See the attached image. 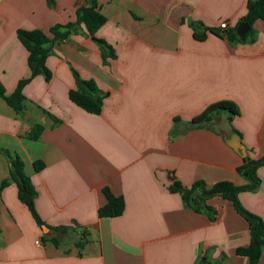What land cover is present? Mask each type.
I'll return each instance as SVG.
<instances>
[{"label": "crops", "instance_id": "obj_1", "mask_svg": "<svg viewBox=\"0 0 264 264\" xmlns=\"http://www.w3.org/2000/svg\"><path fill=\"white\" fill-rule=\"evenodd\" d=\"M247 1L97 0L106 21L95 37L115 58L103 61L100 47L76 30L51 47L50 80L39 75L23 88L21 114L0 99V186L9 179L7 151L23 162L44 223H35L12 181L0 187V264H248L235 254L249 244L248 224L229 201L208 199L210 220L168 190L171 182L248 185L236 170L243 156L225 135L237 134L249 159L264 157V19L243 42L208 32L197 41L190 26L219 30L225 22V30H236ZM82 5L85 0H0V82L7 96L30 78L16 31L48 32L75 21ZM73 70L107 95L99 115L69 100ZM223 100L239 110L231 122L218 113L206 124H190ZM35 125L42 132L32 141L27 134ZM256 176L258 188L240 192L238 200L264 222V165ZM103 187L122 197L121 216L98 217ZM80 232L86 236L78 250ZM257 264H264V248Z\"/></svg>", "mask_w": 264, "mask_h": 264}, {"label": "trees", "instance_id": "obj_2", "mask_svg": "<svg viewBox=\"0 0 264 264\" xmlns=\"http://www.w3.org/2000/svg\"><path fill=\"white\" fill-rule=\"evenodd\" d=\"M247 13L241 22H245L249 26V32L239 38L235 33V29L222 31L216 28H206L200 24H190L193 30V38L197 41H204L206 33L214 34L218 37H224L229 41L243 42L253 35L252 25L257 20L264 19V0H248ZM105 17L97 9V0H85V5L78 7L75 11V21L66 24H57L51 27L48 32L41 30H17L16 35L20 43L28 52L27 65L30 71V78L22 79L17 82L15 90L6 95L3 85L0 82V99L10 107L15 113L21 114L23 109V88L30 80L41 75L46 82L51 78V72L46 66V59L51 53V47L63 42L68 36L76 30H81L84 36L90 37L101 49L103 61L105 59L115 58L114 51L105 41L95 37L96 31L105 23ZM75 78V89L68 92L69 100L89 114L99 115L102 108L103 99L107 96L101 92L93 80L81 79L73 70ZM225 113L228 115V121L239 114V110L235 104L230 101H218L207 106L199 115L191 119V125H200L210 122L215 114ZM42 132L40 125L31 127L27 138L32 141L39 140ZM9 162V179L1 183V188L5 187L9 181H12L17 188V198L25 205L38 226L44 225L38 216L34 200L36 192L29 177L23 171V162L17 155H11L7 151H2ZM264 165V157L260 160L253 161L243 154L242 164L236 169L237 173L248 179L249 184L242 187L234 186L230 182H219L211 187H207L204 182L196 181L190 187L184 188L177 182H171L168 186L169 192L178 193L181 196L185 207L197 213H205L210 220L214 219V211L207 206L206 201L212 197H221L230 202L235 212L241 216L248 224L249 244L245 247H238L235 254L247 258L248 264H257L262 249L264 248V222L255 214L246 210L238 200V194L242 191H255L259 186V179L256 176L258 167ZM35 171L43 168V163L36 161L33 163ZM105 197V204L98 209L99 218H115L122 215L124 211V201L122 197L114 196L108 187L102 188ZM195 200L192 202V200ZM49 228V227H48ZM55 231L64 235L68 232L76 234L73 228L57 227ZM85 233L77 234V242L75 247L81 250ZM50 241L59 246L60 242L52 238Z\"/></svg>", "mask_w": 264, "mask_h": 264}, {"label": "water", "instance_id": "obj_3", "mask_svg": "<svg viewBox=\"0 0 264 264\" xmlns=\"http://www.w3.org/2000/svg\"><path fill=\"white\" fill-rule=\"evenodd\" d=\"M249 26L245 22H241L237 28H236V35L237 37L241 38L245 36L249 32ZM224 141L225 143L235 152L237 153L240 157L243 156V146L240 142L239 136L235 133L230 134V135H225L224 136ZM195 200L193 199L192 202ZM44 231H46L45 226L42 227Z\"/></svg>", "mask_w": 264, "mask_h": 264}, {"label": "built area", "instance_id": "obj_4", "mask_svg": "<svg viewBox=\"0 0 264 264\" xmlns=\"http://www.w3.org/2000/svg\"><path fill=\"white\" fill-rule=\"evenodd\" d=\"M219 27H220V29H226L227 28V24L225 23V22H223V23H221L220 25H219ZM36 244H41V242L40 241H36Z\"/></svg>", "mask_w": 264, "mask_h": 264}]
</instances>
